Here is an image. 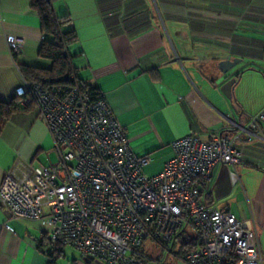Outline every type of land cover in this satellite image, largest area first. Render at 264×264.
<instances>
[{"label": "crops", "instance_id": "crops-1", "mask_svg": "<svg viewBox=\"0 0 264 264\" xmlns=\"http://www.w3.org/2000/svg\"><path fill=\"white\" fill-rule=\"evenodd\" d=\"M254 1L51 0L57 15L68 16L62 30L76 36L68 52L78 77L100 91L132 152L148 157L146 175L159 172L172 157L170 144L178 137L193 134L207 141L217 133L234 136L233 122L260 136L244 134L243 144H234L242 157L227 165L234 175L228 193L214 197L220 164L199 187L204 206L224 209L255 231L264 264V121L259 128L248 121L264 108L257 93L263 89L255 84L243 94L236 84L233 111L220 91L218 69L220 61L237 59V75L243 59H263L264 39L258 44L236 31L248 17V6L264 11V0ZM39 25L30 0H0V98L14 97L23 80L19 65H47L37 55ZM8 36L21 40L15 57ZM51 148L47 128L34 110L13 114L0 129V183L17 159L37 166V154ZM48 232L40 221L12 218L0 207V264H57L70 253L66 248L76 252L41 248ZM70 263L83 264L78 257Z\"/></svg>", "mask_w": 264, "mask_h": 264}, {"label": "built area", "instance_id": "built-area-1", "mask_svg": "<svg viewBox=\"0 0 264 264\" xmlns=\"http://www.w3.org/2000/svg\"><path fill=\"white\" fill-rule=\"evenodd\" d=\"M7 43L17 56L21 40L8 36ZM262 53L264 60V45ZM14 95L21 104L33 100L57 161L34 166L17 159L4 173L0 207L10 217L40 221L51 242L100 264H143L146 240L171 247L183 230L198 239L183 257L187 264H262L255 231L224 209L204 206L199 187L215 165L240 162L234 144L254 134L248 128L233 122L234 136L178 137L172 157L146 175L148 157L132 152L103 96L89 87L44 88L23 79ZM248 121L259 128L264 108Z\"/></svg>", "mask_w": 264, "mask_h": 264}, {"label": "trees", "instance_id": "trees-1", "mask_svg": "<svg viewBox=\"0 0 264 264\" xmlns=\"http://www.w3.org/2000/svg\"><path fill=\"white\" fill-rule=\"evenodd\" d=\"M30 4L31 8L38 15L40 34L42 36L37 49V55L40 58L48 59L50 65L49 67L19 65L22 78L44 88L56 87L66 89L78 82L79 85L89 87L93 95L102 96L96 87H93L78 77V69L72 64L74 55L68 52V46L76 40V36L73 30H62L61 27L62 24L68 21V16L57 15L53 9L51 0H30ZM64 76H66V78H64ZM29 109L34 110L38 116V111L33 100L28 101L26 104H21L20 98L16 95L9 100L0 98V129L3 122L7 121L13 114ZM175 244H177L176 246H178L179 249L177 254L181 255L183 258L188 251L198 246V239L192 232L183 230L177 235L171 248L175 246ZM40 247L49 250L53 248H63L61 244L51 242L49 238L42 240ZM171 250L172 249H170V251ZM48 256L50 257V252ZM142 256L143 258L145 256L143 252ZM143 262H145V260H143Z\"/></svg>", "mask_w": 264, "mask_h": 264}, {"label": "rangeland", "instance_id": "rangeland-1", "mask_svg": "<svg viewBox=\"0 0 264 264\" xmlns=\"http://www.w3.org/2000/svg\"><path fill=\"white\" fill-rule=\"evenodd\" d=\"M254 2H258L257 0ZM251 6V5H250ZM250 6L246 9L245 13L248 14V17L242 20L241 24L236 26V31L241 32L248 36L250 41L260 44V42L264 39V11L252 9ZM253 6V5H252ZM245 9V8H244ZM255 12L259 13L256 14ZM256 14L253 18L251 15ZM256 58H245L241 63L238 64L240 69L242 70L240 73V81H238L237 86L238 90H241L243 94H246V90L249 87L257 84L261 86V91L263 89V94L259 91L258 96L264 99V82H262L264 76V60ZM39 61H44L47 65H41L44 67H49L50 61L45 58H39ZM252 69L246 70V69ZM259 75V76H257ZM261 77V78H260ZM222 81V79H221ZM236 90V89H235ZM254 115V114H253ZM250 115L249 119L253 116ZM50 163L54 164L57 161V155L55 151L51 148L49 153L47 151H41L37 154V163L38 165L44 164L47 165ZM146 167V166H145ZM145 167L143 169L145 173ZM189 231V230H188ZM173 246L172 248L168 246L167 248H161L159 245L152 244L149 240H146L143 245L140 247V250L145 255V262L143 264H187L181 255L177 254L178 246ZM172 249L171 251H169ZM66 250L70 251L69 254L66 253V256L60 258L57 261V264H71L70 259L74 257H78V259L83 264H88L84 258L79 257L78 253L66 248Z\"/></svg>", "mask_w": 264, "mask_h": 264}, {"label": "water", "instance_id": "water-1", "mask_svg": "<svg viewBox=\"0 0 264 264\" xmlns=\"http://www.w3.org/2000/svg\"><path fill=\"white\" fill-rule=\"evenodd\" d=\"M238 62L239 60L237 59H226L218 63V69L222 75L220 91L229 101H231V108L233 111L235 110L234 104L236 102L234 87L240 79V74L236 75V71H233V69ZM64 78H66V76H64ZM220 165L221 167L219 173L213 184V193L215 198H220L228 193L232 185V178L227 164L221 163ZM85 261L88 264H100L97 260H94L91 257H86Z\"/></svg>", "mask_w": 264, "mask_h": 264}]
</instances>
